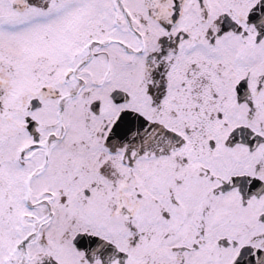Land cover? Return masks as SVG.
<instances>
[{
    "label": "snow or ice",
    "instance_id": "snow-or-ice-1",
    "mask_svg": "<svg viewBox=\"0 0 264 264\" xmlns=\"http://www.w3.org/2000/svg\"><path fill=\"white\" fill-rule=\"evenodd\" d=\"M0 264H264V0H0Z\"/></svg>",
    "mask_w": 264,
    "mask_h": 264
}]
</instances>
